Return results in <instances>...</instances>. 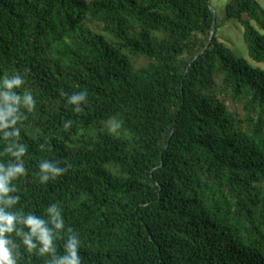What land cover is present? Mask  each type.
Returning <instances> with one entry per match:
<instances>
[{"label":"trees","instance_id":"1","mask_svg":"<svg viewBox=\"0 0 264 264\" xmlns=\"http://www.w3.org/2000/svg\"><path fill=\"white\" fill-rule=\"evenodd\" d=\"M212 2L0 0V75L25 73L36 100L17 207L60 205L82 264H264V69L210 42ZM226 21L264 64V0L230 1ZM44 159L68 171L41 185Z\"/></svg>","mask_w":264,"mask_h":264},{"label":"clouds","instance_id":"2","mask_svg":"<svg viewBox=\"0 0 264 264\" xmlns=\"http://www.w3.org/2000/svg\"><path fill=\"white\" fill-rule=\"evenodd\" d=\"M26 84L25 73L0 75V144L3 145L0 156L9 157L7 162H0V264H18L21 249L30 256L43 258L44 264H82L80 235L66 226L60 205H48L43 215L17 207L20 197L15 194L16 183L28 174L25 167L28 146L21 142V127L26 114L36 108V100ZM61 95L67 94L62 92ZM86 102V91L67 96V103L74 106L76 113L82 111ZM62 127L68 132L72 121H64ZM121 127V122L113 117L108 132L115 134ZM40 147L43 150L44 145ZM38 168L41 185L68 171L67 167L49 159L40 161ZM58 241H62L63 254L57 251Z\"/></svg>","mask_w":264,"mask_h":264},{"label":"rangeland","instance_id":"3","mask_svg":"<svg viewBox=\"0 0 264 264\" xmlns=\"http://www.w3.org/2000/svg\"><path fill=\"white\" fill-rule=\"evenodd\" d=\"M232 0H213L212 9L218 18L221 28L216 36L224 43L230 55L247 60L251 67L264 69V64L253 61L244 41V28L238 21H226V6Z\"/></svg>","mask_w":264,"mask_h":264},{"label":"water","instance_id":"4","mask_svg":"<svg viewBox=\"0 0 264 264\" xmlns=\"http://www.w3.org/2000/svg\"><path fill=\"white\" fill-rule=\"evenodd\" d=\"M215 26H216V22H215V24H214V29H215ZM215 31H213L212 32V34H211V41L210 42H212V40L214 39V37H215ZM211 44V43H210Z\"/></svg>","mask_w":264,"mask_h":264}]
</instances>
